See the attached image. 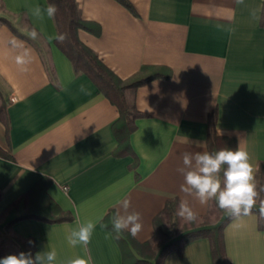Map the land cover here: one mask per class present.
Listing matches in <instances>:
<instances>
[{
  "label": "crops",
  "instance_id": "0c3cea01",
  "mask_svg": "<svg viewBox=\"0 0 264 264\" xmlns=\"http://www.w3.org/2000/svg\"><path fill=\"white\" fill-rule=\"evenodd\" d=\"M130 1L138 15L117 0H77L82 16L102 27L100 35L80 29V39L118 76L128 78L144 65H165L173 72L126 92L143 115L130 135L132 149L119 155L122 145L113 131L117 106L49 39L58 34L55 18L31 15L48 1L0 0V19L16 29L0 21V106L10 125L7 131L0 120V146L13 157L0 156V229L15 215L8 208L49 177L48 194L73 219L27 218L13 229L35 239V254L54 249L56 264L75 257L122 264L121 247L102 220L124 198L131 201L129 211L142 217L136 238L151 239L154 218L167 200L185 198L177 171L181 154L208 151L213 111L218 134L235 137L254 168L264 161V0ZM12 37L23 46L13 48ZM24 48L31 54L27 71L14 60ZM187 199L199 215L207 212L210 202L202 206ZM88 221L96 228L87 248L69 245L67 234ZM225 242L233 264H264V229L256 212L232 219ZM163 264H215L210 239L187 242L183 254L173 250Z\"/></svg>",
  "mask_w": 264,
  "mask_h": 264
},
{
  "label": "trees",
  "instance_id": "16d2710c",
  "mask_svg": "<svg viewBox=\"0 0 264 264\" xmlns=\"http://www.w3.org/2000/svg\"><path fill=\"white\" fill-rule=\"evenodd\" d=\"M47 1L57 7L55 21L58 34H63L66 37L63 42L55 40L56 45L68 56L75 70L85 73L99 90L117 106L119 118L113 124V131L122 145L117 154H127L132 149L130 135L136 128V119L143 114L138 110L135 101L130 102L127 99L126 92L130 90L135 93L140 86L156 78H170L173 74L172 69L165 65H144L132 76L121 78L104 63L95 50L80 39V29L100 35L102 27L98 22L85 19L82 16L77 0ZM117 1L133 14L138 15V11L130 0ZM262 17L264 20V6ZM0 21L7 23L16 31L7 19H0ZM216 118L217 111L209 114L208 151H216L224 147L235 149L238 146L235 137L217 133ZM0 120L5 123L8 131L10 125L4 105L0 106ZM0 156L13 159L12 155L1 146ZM256 176L264 184V161H260ZM51 182L52 179L44 177L8 208V212L15 215L5 223L3 230L0 229V258L20 252H31L35 256V239L19 235L13 229L16 221L27 218L48 222L73 219L72 213L63 210L48 194L47 188ZM261 196L264 198V193ZM179 202V197L167 200L164 209L154 218L155 232L149 240L140 241L136 237L133 238L127 231L118 238L113 232L122 250V264H163L171 251L176 250L179 254H183V248L187 242L201 237L210 239L215 264H233L226 250L225 228L234 218L220 210L215 201H210L209 208L204 215H199L195 222L187 223L176 215ZM258 206L259 204L253 210L257 214ZM114 213L115 210L112 209L104 216L102 220L104 228L112 230L110 221ZM258 221L260 228L264 229V218H261L259 214Z\"/></svg>",
  "mask_w": 264,
  "mask_h": 264
},
{
  "label": "clouds",
  "instance_id": "9594fccd",
  "mask_svg": "<svg viewBox=\"0 0 264 264\" xmlns=\"http://www.w3.org/2000/svg\"><path fill=\"white\" fill-rule=\"evenodd\" d=\"M236 3L243 4L244 0H236ZM57 11L55 4L49 3L43 8L34 7L31 15L37 20H43L45 15L49 19H54ZM252 15L253 18H257L255 12ZM37 37L38 32L33 28L30 38L35 40ZM49 39L63 42L66 37L63 34H54ZM9 43L13 48L23 46L15 37H12ZM14 60L21 71H27L26 66L31 62L30 50L24 48ZM81 90H85L83 85ZM181 155L182 167L177 171L183 176L180 191L185 194V198L180 200L176 212L181 220L192 223L199 217V213L189 204L187 197H193L202 206L215 201L220 210L237 220L252 215L259 204L258 214L264 218V198L261 196L264 193V184L257 179V169L253 167L249 153L240 144L235 149L224 147L211 152L185 151ZM130 207V199L124 198L118 202L117 211L111 217L112 231L118 238L125 231L135 238L143 229L141 214L129 211ZM95 228L96 224L93 221L79 224L67 234V242L73 247L80 245L87 248ZM56 261L57 252L54 249L37 252L35 256L31 252H20L0 258V264H56ZM90 261V257H75L67 259L64 264H90Z\"/></svg>",
  "mask_w": 264,
  "mask_h": 264
},
{
  "label": "built area",
  "instance_id": "2783aa9c",
  "mask_svg": "<svg viewBox=\"0 0 264 264\" xmlns=\"http://www.w3.org/2000/svg\"><path fill=\"white\" fill-rule=\"evenodd\" d=\"M11 100H12V101H15V100H16V97H11ZM64 189L67 190V189H68V186H65Z\"/></svg>",
  "mask_w": 264,
  "mask_h": 264
},
{
  "label": "rangeland",
  "instance_id": "374dc122",
  "mask_svg": "<svg viewBox=\"0 0 264 264\" xmlns=\"http://www.w3.org/2000/svg\"><path fill=\"white\" fill-rule=\"evenodd\" d=\"M131 102V101H130Z\"/></svg>",
  "mask_w": 264,
  "mask_h": 264
}]
</instances>
